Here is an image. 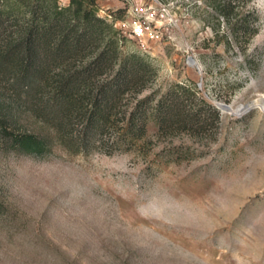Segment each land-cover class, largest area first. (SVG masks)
<instances>
[{
	"label": "rangeland",
	"instance_id": "obj_1",
	"mask_svg": "<svg viewBox=\"0 0 264 264\" xmlns=\"http://www.w3.org/2000/svg\"><path fill=\"white\" fill-rule=\"evenodd\" d=\"M97 5L126 37L122 55L153 70L124 102L149 99L146 134L117 141L109 127L87 152L55 146L45 159L0 144L12 224L0 223V264H264V0ZM176 84L231 111L199 135L159 129L158 101ZM19 130L46 131L34 118Z\"/></svg>",
	"mask_w": 264,
	"mask_h": 264
},
{
	"label": "trees",
	"instance_id": "obj_2",
	"mask_svg": "<svg viewBox=\"0 0 264 264\" xmlns=\"http://www.w3.org/2000/svg\"><path fill=\"white\" fill-rule=\"evenodd\" d=\"M98 1L61 7L58 0H0V144L8 152L45 159L59 146L76 155L109 127L117 141L146 134L149 99L131 112L124 102L146 88L153 70L144 57L122 55L126 37L98 15ZM220 116L196 88L176 84L159 99L154 120L159 129L199 135ZM30 118L47 132H21ZM6 210L0 201V223L9 232Z\"/></svg>",
	"mask_w": 264,
	"mask_h": 264
},
{
	"label": "water",
	"instance_id": "obj_3",
	"mask_svg": "<svg viewBox=\"0 0 264 264\" xmlns=\"http://www.w3.org/2000/svg\"><path fill=\"white\" fill-rule=\"evenodd\" d=\"M216 106L219 110H221L222 112H230L231 111V107L227 106L225 104H221V103H216Z\"/></svg>",
	"mask_w": 264,
	"mask_h": 264
},
{
	"label": "built area",
	"instance_id": "obj_4",
	"mask_svg": "<svg viewBox=\"0 0 264 264\" xmlns=\"http://www.w3.org/2000/svg\"><path fill=\"white\" fill-rule=\"evenodd\" d=\"M134 33L137 35V36H142L144 35V29L142 26H137L135 29H134Z\"/></svg>",
	"mask_w": 264,
	"mask_h": 264
}]
</instances>
